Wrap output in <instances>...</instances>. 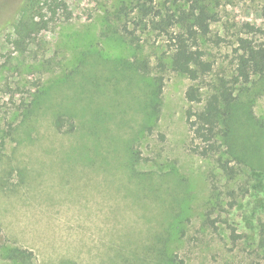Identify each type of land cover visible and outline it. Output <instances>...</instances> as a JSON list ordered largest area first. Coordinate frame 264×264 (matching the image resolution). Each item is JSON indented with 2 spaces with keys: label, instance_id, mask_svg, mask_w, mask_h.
<instances>
[{
  "label": "rangeland",
  "instance_id": "obj_1",
  "mask_svg": "<svg viewBox=\"0 0 264 264\" xmlns=\"http://www.w3.org/2000/svg\"><path fill=\"white\" fill-rule=\"evenodd\" d=\"M64 1L19 51L11 41L23 0H0V264H17L2 257L6 247L30 250L31 264H264V131L235 122L248 148L233 161L240 195L217 229L204 225L217 170L188 149V80L165 71L156 98L161 73L134 71L132 47L103 35L118 0ZM220 3L205 51L214 73L229 74L237 28L264 27V0ZM137 35L145 45L135 54L153 68L161 43ZM253 81L246 97L264 117V80Z\"/></svg>",
  "mask_w": 264,
  "mask_h": 264
},
{
  "label": "trees",
  "instance_id": "obj_2",
  "mask_svg": "<svg viewBox=\"0 0 264 264\" xmlns=\"http://www.w3.org/2000/svg\"><path fill=\"white\" fill-rule=\"evenodd\" d=\"M114 9L113 22L104 20L103 35L117 36L122 43L134 50L132 69L149 74L153 69V95L158 98L162 92L163 73L170 70L188 80L184 99L188 104L185 123L188 131V149L192 154L212 162L217 170L208 176L209 191L203 224L217 229L220 216L237 204L239 191L230 188V182L239 174L240 148L237 143L235 122H246L253 128L264 131V117L252 112V101L247 98V85L264 80V27L241 25L237 28L235 43L231 50L228 74L214 73V62L206 57V43L211 41L212 25L220 22V0H118ZM64 0H23L22 17L14 27L11 41L14 49L24 51L31 38L45 30L57 14L64 11ZM135 20L137 27L128 28ZM124 31V33H122ZM143 37L160 42L158 52L153 54L156 64L152 68L148 56L137 57L136 49H143ZM216 44L223 41L216 36ZM158 108L159 102L153 101ZM252 104V105H251ZM62 117L55 119L60 127ZM241 152V153H242ZM228 155L231 156L229 159ZM243 155V154H242ZM137 160L135 157L134 162ZM238 164H234L233 161ZM224 181L223 188L219 183ZM246 191H243L244 193ZM215 215V217H214ZM230 230L229 238L236 242L242 236ZM258 247L264 248V219L257 223ZM2 257L17 264H31L33 254L20 247H6ZM183 264L177 258L172 264ZM62 264H73L70 261Z\"/></svg>",
  "mask_w": 264,
  "mask_h": 264
}]
</instances>
